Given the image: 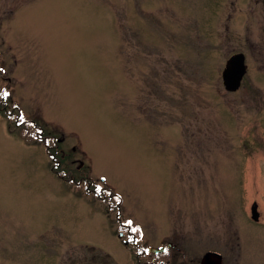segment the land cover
I'll list each match as a JSON object with an SVG mask.
<instances>
[{
	"label": "rangeland",
	"instance_id": "obj_1",
	"mask_svg": "<svg viewBox=\"0 0 264 264\" xmlns=\"http://www.w3.org/2000/svg\"><path fill=\"white\" fill-rule=\"evenodd\" d=\"M209 250L264 264V0H0V264Z\"/></svg>",
	"mask_w": 264,
	"mask_h": 264
},
{
	"label": "water",
	"instance_id": "obj_2",
	"mask_svg": "<svg viewBox=\"0 0 264 264\" xmlns=\"http://www.w3.org/2000/svg\"><path fill=\"white\" fill-rule=\"evenodd\" d=\"M246 73L245 56L243 53L233 55L226 64L223 71V82L224 86L228 91H236L244 78ZM83 166V162L80 163L79 168ZM257 205L252 207V215L255 220L259 219V213ZM165 248H150L151 252L159 253L163 252ZM223 256L219 252L209 251L207 252L201 261V264H222Z\"/></svg>",
	"mask_w": 264,
	"mask_h": 264
},
{
	"label": "trees",
	"instance_id": "obj_3",
	"mask_svg": "<svg viewBox=\"0 0 264 264\" xmlns=\"http://www.w3.org/2000/svg\"><path fill=\"white\" fill-rule=\"evenodd\" d=\"M3 113L4 114H6L7 116H11V114H14V113H16L15 112V108H13V110H11V111H8L6 108L5 109H3ZM18 113V112H17ZM20 113H18V115H17V117L18 118H20V116H21V114L19 115ZM18 122H19V120H17ZM24 122H22V123H20V125L21 124H23ZM24 128V127H23ZM43 142H45V141H43ZM47 143V142H46ZM49 150H50V155L52 156L51 158H52V162L54 163V166L52 167V170L54 171V172H56V174H61L62 175V171L60 170L61 169V167L59 168V169H57L58 168V165H56L55 163H56V159H57V161H63L64 160V158H62L60 155H57L56 154V147H54V148H52V147H49L48 148ZM49 152V151H48ZM134 243V242H133ZM142 252H144V251H142Z\"/></svg>",
	"mask_w": 264,
	"mask_h": 264
},
{
	"label": "flooded vegetation",
	"instance_id": "obj_4",
	"mask_svg": "<svg viewBox=\"0 0 264 264\" xmlns=\"http://www.w3.org/2000/svg\"><path fill=\"white\" fill-rule=\"evenodd\" d=\"M72 150H73V152L76 151L74 148H73ZM68 156H70V154H68ZM63 157H65V154H63ZM71 160H72L73 162H76L78 159L75 158V159H71ZM92 194H93V193H92ZM94 194H95V192H94ZM94 197H95V196H94ZM168 244H172V242H169ZM168 244H167V245H168ZM176 248H177V246H176V244H174V243L172 244V247H170V249H176ZM200 264H201V261H200Z\"/></svg>",
	"mask_w": 264,
	"mask_h": 264
},
{
	"label": "snow or ice",
	"instance_id": "obj_5",
	"mask_svg": "<svg viewBox=\"0 0 264 264\" xmlns=\"http://www.w3.org/2000/svg\"><path fill=\"white\" fill-rule=\"evenodd\" d=\"M5 95H7V93H5Z\"/></svg>",
	"mask_w": 264,
	"mask_h": 264
}]
</instances>
